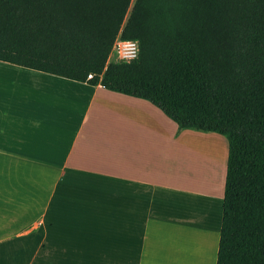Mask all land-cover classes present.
Here are the masks:
<instances>
[{
	"label": "crops",
	"instance_id": "obj_1",
	"mask_svg": "<svg viewBox=\"0 0 264 264\" xmlns=\"http://www.w3.org/2000/svg\"><path fill=\"white\" fill-rule=\"evenodd\" d=\"M0 69L33 84L9 102L0 88V195L29 187L34 196L46 193L47 202L0 244L13 238L22 248L31 244L26 264L46 243L48 264H175L174 252L216 264L224 185H215L222 173L205 172L209 189L194 177L185 186L176 180L177 165L195 172L177 148L191 130H178L150 102L100 84L2 61ZM178 204L185 215L176 212ZM6 214L4 206L0 219ZM177 224L188 227L185 241ZM206 230H213L214 243Z\"/></svg>",
	"mask_w": 264,
	"mask_h": 264
},
{
	"label": "trees",
	"instance_id": "obj_2",
	"mask_svg": "<svg viewBox=\"0 0 264 264\" xmlns=\"http://www.w3.org/2000/svg\"><path fill=\"white\" fill-rule=\"evenodd\" d=\"M117 37L137 58L108 60ZM0 61L224 136L216 264H264V0H0Z\"/></svg>",
	"mask_w": 264,
	"mask_h": 264
},
{
	"label": "rangeland",
	"instance_id": "obj_3",
	"mask_svg": "<svg viewBox=\"0 0 264 264\" xmlns=\"http://www.w3.org/2000/svg\"><path fill=\"white\" fill-rule=\"evenodd\" d=\"M10 72L4 71V69H0V88L1 93H4L6 96V100L9 102V98L12 97V94L17 91V93H24V90H27L29 87L33 86L31 80H27L26 78L21 79H15ZM17 78V76H16ZM182 130H191L192 133H188V131H185L182 136H180L179 140H177V148L181 146L184 151L182 153V157H184L183 161L186 163H194L195 172L192 173L190 171V168L186 166L182 167V172L179 170V165H177V184L182 183L184 184L187 180H193L194 178L198 181L199 185H202L203 187H207L209 189V186H211V183H209L207 176L205 175V172H212L215 171L216 175H218L219 172L222 173L221 179H219L218 183L215 185L217 189H221L224 185L225 180V170H226V161H227V154H228V143L227 139L214 132H203L198 131L195 129H182ZM182 162V163H184ZM207 165V166H206ZM183 166V164H182ZM208 167V168H206ZM185 168V169H184ZM180 172V174H179ZM209 173V174H210ZM180 175V177H179ZM194 177V178H193ZM214 178V176H213ZM179 182V183H178ZM181 184V185H182ZM185 186V184L183 185ZM28 188L21 191V193H12L13 190H8L4 194L0 195V211H3L4 206L7 210L6 214V220L4 217H1L0 219V239L9 237L12 234V229L18 226V224L24 220H28L30 218L36 217L39 213L43 211V209L46 208V193L39 194L38 196H34L30 192H28ZM213 192V191H212ZM179 201L180 198L176 197ZM26 203L25 205V213L23 210H19L21 203ZM33 204L32 207H28V204ZM53 203V202H52ZM180 204V203H179ZM176 205L177 213L178 214H186L187 210L184 209V206ZM181 205V204H180ZM55 206H52L50 208H54ZM182 207V209H181ZM184 209V211H183ZM189 210V209H188ZM19 212V213H17ZM23 212V213H22ZM181 212V213H180ZM22 213V214H21ZM34 217V218H35ZM33 218V219H34ZM48 219V217H47ZM184 226V227H181ZM212 227V225H210ZM183 228H188L186 225L177 224L175 226V231ZM200 230V229H199ZM202 233H204L203 230H200ZM207 233L211 236V240H213V243L215 242L214 233L211 230H206ZM180 234V238L182 236V240L185 241L189 236L187 235V231L185 229L178 231ZM171 235V234H170ZM21 239H7V241L0 244V264H26L30 257H32V253H30L33 248L31 244L26 243V247L22 248L19 244V241ZM181 242V240H180ZM185 245H190L185 242ZM47 243L45 244V251L44 253H41L37 259V261L34 264H48L45 263L46 259V249H47ZM215 245V244H214ZM214 253V252H213ZM52 256H49V258ZM213 255L211 256V260L213 262ZM172 258V256H171ZM199 258V257H198ZM202 257L201 259H203ZM175 260V264H177V259L182 260L183 264H197L200 261H197L195 256H189L188 254H182L179 256V254L176 252L173 253L172 260ZM185 259H189L190 261H187Z\"/></svg>",
	"mask_w": 264,
	"mask_h": 264
},
{
	"label": "built area",
	"instance_id": "obj_4",
	"mask_svg": "<svg viewBox=\"0 0 264 264\" xmlns=\"http://www.w3.org/2000/svg\"><path fill=\"white\" fill-rule=\"evenodd\" d=\"M139 53L138 42L135 40H125L117 37L112 45L108 60L130 61L137 58ZM92 74H88L90 79Z\"/></svg>",
	"mask_w": 264,
	"mask_h": 264
},
{
	"label": "bare ground",
	"instance_id": "obj_5",
	"mask_svg": "<svg viewBox=\"0 0 264 264\" xmlns=\"http://www.w3.org/2000/svg\"><path fill=\"white\" fill-rule=\"evenodd\" d=\"M201 206H202V205H201ZM194 217H195V216H194ZM198 248H199V247H198ZM201 248H202V247H201ZM203 248H204V247H203ZM197 251H198V250H197ZM202 251H203V250H202ZM193 254H194V253H193ZM193 254H192V255H193ZM199 254H202V253H198V255H199ZM201 256H202V255H201ZM207 256H208V255H207ZM198 257L200 258V256H198ZM203 257H204V255H203ZM199 258H198V259H199ZM205 259H208V258L204 257V261H202V262H206ZM199 260H202V259L200 258ZM202 262H201V263H202ZM202 264H204V263H202ZM206 264H207V262H206Z\"/></svg>",
	"mask_w": 264,
	"mask_h": 264
}]
</instances>
